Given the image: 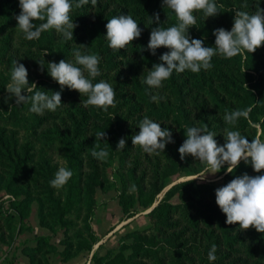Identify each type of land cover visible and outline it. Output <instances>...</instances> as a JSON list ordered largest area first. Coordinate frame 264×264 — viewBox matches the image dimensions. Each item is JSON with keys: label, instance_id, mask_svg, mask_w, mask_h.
<instances>
[{"label": "trees", "instance_id": "trees-1", "mask_svg": "<svg viewBox=\"0 0 264 264\" xmlns=\"http://www.w3.org/2000/svg\"><path fill=\"white\" fill-rule=\"evenodd\" d=\"M1 2L3 16L0 18V38L5 37L4 53L12 67L16 62L35 69V91L49 96L61 92L62 104L55 112L46 110L42 115L29 111L31 104L22 103L14 108L27 111L32 117L34 130L45 131L53 136L47 140L48 147L59 151L66 169L73 175L65 184L63 201L52 187L55 169L47 160L34 163L30 145L19 147L14 136L0 127V192L11 196L0 200V244L10 251L20 235L30 233L27 223L33 204L37 205L38 226L52 236L65 234L71 225L67 215L72 211L73 201L88 202L87 216L96 206V192H107L113 186L107 176V168L117 162L115 180L118 181V203L125 219L133 217L139 208L150 209L168 186L181 177H192L204 172L205 165L192 156L180 158L179 147L183 144L187 128L207 126L216 134L218 145L226 141L224 130L229 127L223 116L237 109L252 108L248 120L241 118L235 128L251 142L264 136V45L254 53L245 52L232 59L220 55L212 58L213 67L192 73L173 71L160 88L144 83L153 64L161 63L160 56L169 51L158 48L152 55L147 45L152 28L175 26L174 12L164 6L163 0H97L95 6L88 4L76 8L73 0L70 13L77 27L73 40H64L54 29L45 31L37 40L28 41L19 36V45L24 49L25 62L18 59V51L12 47L10 27L14 22L7 5ZM219 13L205 17L203 12H194L196 25L189 29L194 39H202L205 47L215 46L214 30L233 27L235 12L254 14L257 6L264 9V0H215ZM159 14V25L150 23L154 14ZM120 15H130L139 24L141 36L119 51L108 46L106 24ZM37 25L41 21H34ZM55 45H60L53 50ZM81 54H95L100 59V75L93 84L109 83L115 95V107L108 112L83 101L86 96L60 85L48 74L47 63L65 60L75 64L73 50ZM47 51L48 54H45ZM44 61V68L38 62ZM80 67L79 65H77ZM85 76L87 73L85 72ZM30 85L32 82L29 83ZM152 96L162 97L159 103ZM66 111V119L56 122L57 113ZM148 117L159 123L162 129L172 133L174 143L165 146L159 155L147 154L132 145V136L139 133V123ZM6 107L0 109V120L10 118ZM114 117V118H113ZM105 131L103 140L96 133ZM260 133V135H259ZM124 138L126 145L117 150L118 141ZM97 151L108 152L105 160L92 156ZM222 168V184L186 180L172 185L157 205L148 213L149 226L122 236L114 249L103 255L94 253L91 264H264V233L254 228L241 231L238 224H226V215L215 202V190L237 176L264 175L256 173L250 164L240 162L233 173ZM135 185V191L132 186ZM5 203L8 207H5ZM79 237L74 244L65 237L64 248L58 252L62 262H68L83 251L91 252L97 240ZM216 245L214 261L208 259L212 245ZM1 250V248H0ZM23 255L27 264H50L48 255L57 251L47 236H37L33 244L24 242Z\"/></svg>", "mask_w": 264, "mask_h": 264}, {"label": "clouds", "instance_id": "clouds-1", "mask_svg": "<svg viewBox=\"0 0 264 264\" xmlns=\"http://www.w3.org/2000/svg\"><path fill=\"white\" fill-rule=\"evenodd\" d=\"M88 2L89 0H78L74 6L80 8ZM91 3L95 6L97 0H91ZM163 4L174 12L177 24L168 28H152L148 50L152 55L161 47L169 51L160 56L161 63L153 64L144 80L149 87H162L173 71L183 73L190 70L192 73H199L202 69L210 70L213 67L212 58L216 55L232 59L245 52L254 53L264 45V9L259 5L254 14L237 10L231 30H214L215 46L205 47L202 39H194L189 35V29L197 22L193 13L203 12L207 18L215 17L223 5L218 6L215 0H163ZM19 6L21 12L16 17L17 27L26 40H37L43 32L53 29L61 34L64 40H73V30L77 27L70 16L73 0H19ZM151 18L150 23L155 21L159 25L158 13ZM34 21L41 23L37 25ZM106 30L108 46L116 51L124 49L139 38L142 31L130 15L111 18L106 24ZM46 54L47 51L44 55ZM73 55L75 64L65 60L47 63L48 74L60 85L61 90L67 87L86 96L87 99L83 101L85 107L94 106L108 112L109 107H115L116 93L113 87L103 80L95 84L92 82L101 74V58L95 54H81L78 49L73 50ZM38 63L43 70L44 61ZM27 77L25 66L16 62L11 71V83L6 88L11 94L10 98L14 97L17 105L30 103L29 111L32 113L42 115L46 110L55 112L62 104L61 92H52L50 96L42 91L23 95V92L33 93L37 88L35 83L29 84ZM151 99L159 103L162 97L152 96ZM251 111L252 108L248 107L228 112L223 116L225 124L229 127L224 130L226 142L222 146L218 145L216 134L209 131L206 125L187 128L184 133L186 139L178 149L181 160L190 155L205 165V173L211 175L220 173L225 165L226 172L231 174L241 161L250 164L256 173H260L264 170V141L257 137L249 142L240 131L230 130L237 126L241 118L248 120ZM138 127L139 133L131 138L132 145H138L147 154L159 155L164 152L167 144L174 143L172 133L168 129H162L159 123L147 116ZM105 136V131L96 133L97 140H103ZM125 145V139L121 138L116 149L122 150ZM96 148H99L98 144L92 150V156L105 160L108 152L104 149L97 151ZM206 174L195 179L204 180L207 178ZM72 175L70 170L61 167L50 184L54 188H62ZM132 190L135 191V185ZM215 202L226 215V224H238L241 231L254 228L258 233H264V175L237 176L215 190ZM215 251L216 245L213 244L208 253L210 261L216 259Z\"/></svg>", "mask_w": 264, "mask_h": 264}, {"label": "rangeland", "instance_id": "rangeland-1", "mask_svg": "<svg viewBox=\"0 0 264 264\" xmlns=\"http://www.w3.org/2000/svg\"><path fill=\"white\" fill-rule=\"evenodd\" d=\"M5 0H1L4 2ZM10 8L11 16L14 18V22L10 27L11 37L13 38L12 47L18 51V59L25 62L24 49L19 45V36L22 32L18 30V22L16 17L20 14L21 9L19 6V0H10L7 4ZM3 8L0 9V18L3 16ZM5 37L0 38V109L4 106L7 112L11 114L10 118H2L0 120V127L5 129L8 134L14 136L19 147L30 145L32 148V153L34 157V163H40L42 160H47L56 172L64 167L66 169V163L63 159L62 154L59 151L50 149L47 144L48 139H52L51 134L45 133V131L34 130L31 126L32 117L30 114L23 110L14 108L17 104L15 103V98L11 97V94L7 92V86L11 83V71L12 65L7 58V54L4 53ZM60 47V45H55L53 50ZM35 69L30 65L28 69V81L29 83H35ZM24 94V92L22 93ZM66 111H60L57 113L56 122L58 123L60 119H66ZM260 135V133H259ZM260 139L264 141V136ZM117 168V162L112 163L110 167L107 168V176L109 182L113 184L112 188L107 192L97 191L95 200L96 206L92 215L87 216L88 202L81 199H75L73 201L72 211L67 215V220L71 223L65 234L58 233L52 236L51 232L39 228L38 217H37V205L33 204L32 212L27 223L38 231L39 235H34L31 239L32 241L37 236H47L51 238V242L56 246L57 251H52L48 255L50 264H91V259L94 253L103 255L106 250L114 249L118 246L123 235L134 230H142L149 226L150 222L148 219V213L157 205L158 201L163 198L164 193L172 186H168L160 195L157 196V201L150 209L139 208L137 213L131 218L125 219L123 217L122 209L118 203V181L115 180V170ZM206 174L205 171L199 175L192 177H181L173 182V185L186 180H194L197 176H202ZM222 173H217L215 175L206 174V179H195L197 182L211 183L216 186L222 184ZM57 195L64 201L66 197L65 185L62 188H56ZM11 198V196L0 192V200L6 201ZM5 207L8 205L5 203ZM32 233V231L30 232ZM25 236L28 233L23 234ZM22 236V235H20ZM17 238L16 244L23 246V241L21 237ZM94 238L97 240L92 246L91 252L83 251L75 256L68 262H62L58 252H60L64 245L61 243L62 240L67 237L74 244L79 237ZM0 264H12L14 260V253L12 250H8L6 246L0 244ZM12 254V256H11ZM7 255V257L5 256ZM5 258V259H4ZM4 261L2 262V260Z\"/></svg>", "mask_w": 264, "mask_h": 264}, {"label": "crops", "instance_id": "crops-1", "mask_svg": "<svg viewBox=\"0 0 264 264\" xmlns=\"http://www.w3.org/2000/svg\"><path fill=\"white\" fill-rule=\"evenodd\" d=\"M34 235H39V233L34 228H32V233H28L27 236L25 235L20 236L22 239L21 241H23V243L27 241L28 244L31 245L33 244V241L31 239L34 237ZM21 249H22V246H20L18 243L15 244L12 250V252L14 253V260L12 264H27L28 263V259L23 255ZM5 256L7 257V255ZM4 259L2 260V262L4 261Z\"/></svg>", "mask_w": 264, "mask_h": 264}, {"label": "water", "instance_id": "water-1", "mask_svg": "<svg viewBox=\"0 0 264 264\" xmlns=\"http://www.w3.org/2000/svg\"><path fill=\"white\" fill-rule=\"evenodd\" d=\"M173 185V184H172ZM169 189V188H168Z\"/></svg>", "mask_w": 264, "mask_h": 264}]
</instances>
